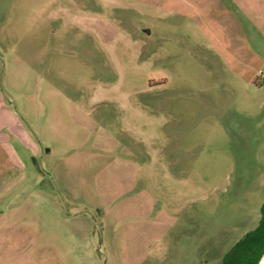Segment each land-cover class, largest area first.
I'll use <instances>...</instances> for the list:
<instances>
[{"label":"rangeland","instance_id":"rangeland-1","mask_svg":"<svg viewBox=\"0 0 264 264\" xmlns=\"http://www.w3.org/2000/svg\"><path fill=\"white\" fill-rule=\"evenodd\" d=\"M187 1L0 0V264H220L258 224L264 30Z\"/></svg>","mask_w":264,"mask_h":264},{"label":"crops","instance_id":"crops-1","mask_svg":"<svg viewBox=\"0 0 264 264\" xmlns=\"http://www.w3.org/2000/svg\"><path fill=\"white\" fill-rule=\"evenodd\" d=\"M203 1L202 7H198L199 12L200 10L205 12L210 10L211 0ZM180 2L188 3L187 0H180ZM215 2L220 17L217 24L214 25L212 21L199 17L201 24L199 27L200 30L212 36L214 43L220 49H225L224 40L228 42L229 48L238 49L242 44L246 46L249 41L252 43L256 29L264 30V0H215ZM239 18L242 19L241 22ZM239 33L242 35L240 36ZM206 46L209 47L208 44ZM235 56L232 55V57ZM4 113L0 116V181L4 180L12 166L9 153V126ZM11 191L12 187L8 182L0 187V195L8 194ZM9 222L7 217L0 216V255L4 256H8V252L13 248L14 236L11 231L9 232L11 224Z\"/></svg>","mask_w":264,"mask_h":264},{"label":"trees","instance_id":"trees-1","mask_svg":"<svg viewBox=\"0 0 264 264\" xmlns=\"http://www.w3.org/2000/svg\"><path fill=\"white\" fill-rule=\"evenodd\" d=\"M264 256V201L258 224L225 253L220 264H259ZM264 264V261L261 263Z\"/></svg>","mask_w":264,"mask_h":264},{"label":"built area","instance_id":"built-area-1","mask_svg":"<svg viewBox=\"0 0 264 264\" xmlns=\"http://www.w3.org/2000/svg\"><path fill=\"white\" fill-rule=\"evenodd\" d=\"M258 76H259L260 79H264V72H259Z\"/></svg>","mask_w":264,"mask_h":264},{"label":"bare ground","instance_id":"bare-ground-1","mask_svg":"<svg viewBox=\"0 0 264 264\" xmlns=\"http://www.w3.org/2000/svg\"><path fill=\"white\" fill-rule=\"evenodd\" d=\"M264 261V257L261 259V261L259 262V264H261Z\"/></svg>","mask_w":264,"mask_h":264},{"label":"water","instance_id":"water-1","mask_svg":"<svg viewBox=\"0 0 264 264\" xmlns=\"http://www.w3.org/2000/svg\"><path fill=\"white\" fill-rule=\"evenodd\" d=\"M264 257V256H263Z\"/></svg>","mask_w":264,"mask_h":264}]
</instances>
